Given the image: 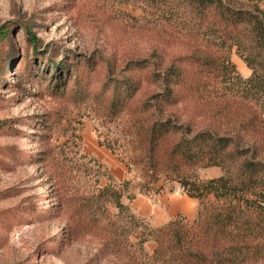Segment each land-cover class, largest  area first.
<instances>
[{
    "label": "rangeland",
    "instance_id": "1",
    "mask_svg": "<svg viewBox=\"0 0 264 264\" xmlns=\"http://www.w3.org/2000/svg\"><path fill=\"white\" fill-rule=\"evenodd\" d=\"M259 5L264 9V0ZM4 25L9 34L0 41V264H129L136 252L133 229L117 218L114 203L105 207L97 196L110 186L141 216V203L155 202L159 193L184 195L173 178L162 175L148 183L129 166L140 152L126 133L137 130L141 107L159 91L150 69L129 71L132 63L177 60L185 52L180 36L117 0H0V31ZM22 26L32 28L42 55L28 45ZM230 60L245 78L234 51ZM130 76L140 88L116 114L108 100ZM201 105L194 110L197 121L212 124L201 116ZM219 175V168L196 172L201 181ZM154 246L149 239L145 255ZM241 264H264V254Z\"/></svg>",
    "mask_w": 264,
    "mask_h": 264
},
{
    "label": "trees",
    "instance_id": "2",
    "mask_svg": "<svg viewBox=\"0 0 264 264\" xmlns=\"http://www.w3.org/2000/svg\"><path fill=\"white\" fill-rule=\"evenodd\" d=\"M117 1L175 30L185 47L167 65L154 57L134 61L129 69H150L159 87L153 102L141 107L137 130L126 132L140 152L129 166L139 169L148 183L162 175L173 178L199 204L193 220L178 214L153 228L122 203L123 192L110 186L99 190L98 202L105 207L114 203L117 218L133 229L137 253L129 264H241L248 256L263 255L264 9L259 0ZM22 28L33 52L42 55L32 28ZM8 34L9 25L2 26V43ZM233 51L250 71L248 77L236 72ZM139 88L134 76L124 78L108 105L116 114L124 112ZM199 105L201 116L213 119L212 124L197 121ZM188 107L191 112L180 111ZM209 168H219L220 175L199 180L197 170ZM149 239L155 246L147 256L143 245Z\"/></svg>",
    "mask_w": 264,
    "mask_h": 264
},
{
    "label": "crops",
    "instance_id": "3",
    "mask_svg": "<svg viewBox=\"0 0 264 264\" xmlns=\"http://www.w3.org/2000/svg\"><path fill=\"white\" fill-rule=\"evenodd\" d=\"M250 75V71L245 68V78ZM155 202H143L140 207L143 214L139 217L147 219L153 228H159L173 219L176 215L181 214L187 220H193L198 209V201L183 196H163L158 197ZM169 207L168 209H166ZM150 216L153 219H150ZM149 217V218H148ZM152 220V221H151Z\"/></svg>",
    "mask_w": 264,
    "mask_h": 264
},
{
    "label": "built area",
    "instance_id": "4",
    "mask_svg": "<svg viewBox=\"0 0 264 264\" xmlns=\"http://www.w3.org/2000/svg\"><path fill=\"white\" fill-rule=\"evenodd\" d=\"M175 190H176V192H178V193H180V192L182 193V191H181L179 188H176Z\"/></svg>",
    "mask_w": 264,
    "mask_h": 264
}]
</instances>
